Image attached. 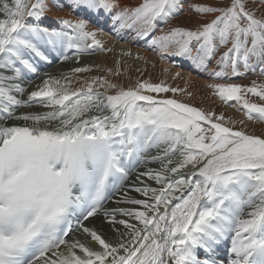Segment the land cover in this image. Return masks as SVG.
<instances>
[{"label": "snow or ice", "instance_id": "1", "mask_svg": "<svg viewBox=\"0 0 264 264\" xmlns=\"http://www.w3.org/2000/svg\"><path fill=\"white\" fill-rule=\"evenodd\" d=\"M67 3L80 16L56 17L61 27L54 28L42 22L47 0H0V264H264V138L216 122L214 112L144 94L181 91L163 82L139 81L123 89L93 77L70 90L48 77L27 101L13 95L25 90L16 83L21 67L38 75L33 61L51 62L46 50H58L59 58L68 60V51L104 49L90 17L132 31L162 58H186L217 79L264 74V0L191 4L197 13L219 15L194 30L170 27L159 35L153 34L157 22L167 24L182 12L184 0H141L135 7H121L119 0ZM211 60L215 68L209 67ZM208 87L226 104L239 103L248 120L264 121V103L247 98L264 100V83ZM106 88L118 91H99ZM37 101L52 110L15 114L21 104ZM9 120L25 123L8 125ZM161 147L156 156L144 155ZM177 154L182 159L174 163ZM152 161L160 167L140 173L143 186L132 189L146 198L125 194L115 201L144 210L104 212L107 223L123 225L125 232L116 229L117 237L108 240L84 226L109 199V189L119 191L131 163ZM189 165L196 171L181 173ZM73 221L99 249L66 239Z\"/></svg>", "mask_w": 264, "mask_h": 264}, {"label": "bare ground", "instance_id": "2", "mask_svg": "<svg viewBox=\"0 0 264 264\" xmlns=\"http://www.w3.org/2000/svg\"><path fill=\"white\" fill-rule=\"evenodd\" d=\"M199 0H184V10L178 14V16L183 15L184 17H193L198 19L201 22H205L208 17L206 14L197 13L196 11L192 10L189 5L194 4V2ZM49 5V10L46 13V16L43 18V24L48 25L50 27L59 28L61 27L56 17H63L67 19L76 18L80 16L79 12H73L67 3V0H57L58 3L63 5V8L56 7L53 3V0H47ZM141 0H119V4L121 7H135L137 6ZM188 2V3H187ZM186 6L188 8H186ZM218 15V14H217ZM90 27L95 29H100L97 33V38L102 42L104 49L94 48L88 49L86 51L80 52L78 55L75 54L74 51H68L67 55L70 57L68 60H63L60 57L59 51H51L50 52V59L51 62H44L40 65L37 63V67L39 69V74H33L28 72L27 70L23 71L22 78L16 83H19L25 90L23 93L13 92L18 99L21 101H27L29 98V93L31 91L37 90V86H42L43 81L45 78L42 76L46 75L48 77H53L58 79L63 84V80L65 77L68 76L69 73L73 72L72 69L74 68H89L94 67L96 65H104L108 68H116L120 69L122 67H126L127 65L131 67H144L147 64V60L153 59V61L160 59L162 62L170 63L171 65L175 66L178 73H182L183 77L185 75V80H190V86L192 89L197 90L198 86L201 84H208L210 81H213V76L210 75L207 71L200 70L194 66L192 62H190L186 58L177 57L167 55L165 57H161L158 54L157 50H153V48L148 46V42L146 39H140L135 36V33L132 31H117L114 29L113 25L107 19L97 20L94 17H90ZM208 21V20H207ZM206 21V22H207ZM158 27L154 35H159L160 30H168V28L173 27L172 25L164 24L162 22H157ZM172 23V22H171ZM224 50L221 48V52ZM130 53V54H129ZM218 58V57H217ZM170 65V66H171ZM19 66V65H18ZM210 68H215V60H211L209 62ZM89 73V72H88ZM246 78V77H245ZM181 79V78H180ZM217 79V78H214ZM221 80V79H220ZM218 81V80H215ZM213 83V82H212ZM189 86V87H190ZM203 86V85H202ZM200 88V87H199ZM109 95L110 92H107ZM199 93V92H198ZM144 94L155 95L153 93L145 92ZM197 95V94H196ZM157 96V95H155ZM161 99H167L165 96H157ZM176 99V98H172ZM214 99V98H212ZM180 102H183L179 99H176ZM183 100V99H182ZM46 103V101H45ZM185 103V102H183ZM194 103V102H193ZM193 103H187L191 106H195ZM198 108V107H197ZM227 109L230 112H236L238 114H245V110L242 109L237 102H230L227 104ZM52 109L49 107H45L44 104L40 103L39 101L30 103V104H21L18 108H16L15 114L21 115L25 113H42L46 111H51ZM255 122L256 124L259 123L261 120H250ZM217 122V121H216ZM264 122V121H263ZM0 123H3L0 121ZM8 125L13 123L23 125L24 121H12L9 120L6 122ZM29 126L32 125L31 121L27 122ZM42 123V122H41ZM221 123V122H220ZM225 125V124H224ZM227 126V125H225ZM251 127V126H250ZM254 127V126H253ZM258 135L264 138L263 135L258 133L252 134ZM162 151L161 148H152L150 151L146 152L144 155L146 157L156 156ZM173 158L174 163L178 162L182 159V156L179 154L171 157ZM160 164L158 162L152 161L149 163H131L129 165V175L126 181H124L123 185L119 188V191L110 188L108 195L109 199L106 201V204L103 206L102 210L95 216L90 218L89 220L85 221L84 226L94 228L98 233H101L105 239L114 240L118 233L116 229H119L120 232H125V227L120 224L111 225L107 223L108 217L104 215L106 210H111L117 207L121 208H139L140 210H144L143 206L134 205L131 203H116L115 201L120 198L124 199L125 194L127 197L135 198V199H145L146 197L143 196L142 193H137L132 190L134 187H141L143 184L137 180V177L140 173L144 172L146 169L149 168H159ZM196 169L193 167H186L185 169L181 170V173H192L195 172ZM199 179L198 176L193 177V180ZM141 180L150 185L151 187H159L154 181L147 179L146 177H141ZM249 209H245L247 212ZM117 220L121 219H129L132 223H135L139 226V222L132 220L130 217L124 215H117ZM126 238V237H125ZM80 240L82 243L86 244L87 246L99 249V245L97 242L93 241L90 236L83 233L82 229H77L75 227L74 233H71L67 240ZM228 244L225 245L220 249L221 258H223L224 252ZM61 250H63V246H61ZM79 251V250H77Z\"/></svg>", "mask_w": 264, "mask_h": 264}, {"label": "rangeland", "instance_id": "3", "mask_svg": "<svg viewBox=\"0 0 264 264\" xmlns=\"http://www.w3.org/2000/svg\"><path fill=\"white\" fill-rule=\"evenodd\" d=\"M191 1L193 2L194 0ZM197 3L217 4L218 0H199V2L197 1L194 2V4ZM227 3L228 0H223V5H226ZM186 8L188 7L186 6ZM217 14L219 15V13L208 14L207 20L210 21L211 19H214ZM257 14L259 15V12ZM205 15L206 14H203V16ZM182 17L183 15L181 16L176 15L173 19H171L167 23V25H169V27L172 25L173 27H183L194 30L197 27H199L202 23H206L207 21L206 20L205 22H201L193 17H188V18L184 17L182 19ZM163 31H167V30L165 29ZM147 61L148 62L144 67L139 68V67H131L127 65L126 67H122L120 69L111 68V71H109L110 68L102 64L96 65L94 67H89L88 68L90 69L89 71H84L80 73H75V72L69 73L67 79L71 81V83L66 84V81L64 79L63 84L66 85L70 90H75L77 88L85 86V84L87 82H90L93 77H106L111 83H114L118 85L119 88H123V89L134 88L139 81H147L149 83H154V84L163 82L170 88L180 89L181 91H177L175 93L169 91L166 93H153V94L157 96H165L166 98H176L185 103L194 102L193 104L199 107L200 109H202L203 111L214 112L216 115L213 117V119L217 122H221L227 125L228 127H232L234 130L245 131L247 134L258 133L264 136L263 121H259V123L256 124L255 122L247 119L246 113L240 115L236 112L233 113L230 112L227 109L228 103L226 104L218 96L214 95L213 94L214 90L208 87V85L212 84V82L237 83L248 86H250L253 81H256L257 84L264 83V74H261L259 70H257L255 73L247 72V74L245 75L233 76L231 79L220 80L213 78V81H210L208 84H201V86H198L197 90H194L190 86L189 83L190 80L184 81L185 75L184 77L182 73H180L179 76L175 75L176 73H178L175 66L171 65L170 63L166 64L165 62H162V60L160 59H157L155 61L151 59ZM241 71H243V69H241ZM99 91L110 92L111 95H114L118 91V88L99 89ZM247 98L249 99L250 102L264 103V100H261L259 97L253 94H248ZM221 115L224 117V119L223 120L217 119ZM253 120H257V119H253ZM241 121H243V123H241ZM205 127H207V125H205ZM188 167H192V166L189 165Z\"/></svg>", "mask_w": 264, "mask_h": 264}, {"label": "crops", "instance_id": "4", "mask_svg": "<svg viewBox=\"0 0 264 264\" xmlns=\"http://www.w3.org/2000/svg\"><path fill=\"white\" fill-rule=\"evenodd\" d=\"M223 50H225V49H223Z\"/></svg>", "mask_w": 264, "mask_h": 264}]
</instances>
